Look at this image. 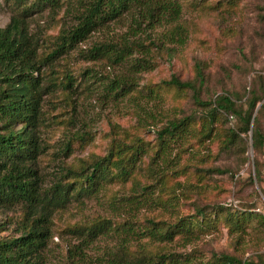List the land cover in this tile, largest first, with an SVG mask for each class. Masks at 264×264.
I'll use <instances>...</instances> for the list:
<instances>
[{"label": "rangeland", "instance_id": "obj_1", "mask_svg": "<svg viewBox=\"0 0 264 264\" xmlns=\"http://www.w3.org/2000/svg\"><path fill=\"white\" fill-rule=\"evenodd\" d=\"M178 1L181 9L178 17L170 22L162 20V24L154 22L150 32L154 43H149V38L144 41L149 46L145 54L150 61L146 66L134 60L143 55L135 47L130 56L117 63L106 56L89 58L87 55L92 43L130 32L132 12L94 30L60 59L52 76L57 86L44 96L40 117L44 149L38 164L43 185L50 186L64 164L76 165L79 159L105 155L110 146L118 144L115 138L131 142L140 137L146 151L130 178L107 182L97 194L71 201L65 209L54 213L52 235L43 250V264H64L67 249L82 240L71 231L75 225H89L107 218L112 229L109 233L120 227L128 217L124 208H118L113 202L114 197L129 192L137 182L148 184L155 180L150 173L149 160L157 148L156 134L152 128L137 125L138 107L151 111L175 109L177 118L193 114L196 122L192 125L200 131L206 111L195 104L192 90L166 81L176 77L198 85L196 74L200 70L204 98L227 93L239 99L238 103L246 99L249 88H258V83L263 82L264 0ZM14 4V0H0V27L8 23ZM66 4L55 16L45 7L32 12L28 18L30 29L40 34V55L50 50V41L62 28L76 24L81 5L77 2L73 12L67 14L64 12ZM174 27L177 28L175 33L185 38L184 43L177 46L170 42L168 46L177 48L166 49L158 44L159 38L155 39L154 35ZM144 33L142 30L141 35ZM67 74L73 77L72 89L63 87ZM114 78L132 81L130 91L123 97H115L108 90V83ZM260 119L264 130V112ZM229 127L224 114L219 113L211 122L212 130L208 135V129L203 134L195 131L181 141V149L180 142L173 143L170 151L173 155L178 149V162L155 186L157 197L165 204L141 208L136 215L137 223L143 226L146 216L155 220H177L198 214V209H205L213 216L215 206L230 203L232 209L220 216L215 229L201 228L198 235L177 234L173 239L175 250L190 254L195 261L205 262L218 253L245 259L264 252V225L257 219L247 222L246 233L241 234L240 239L239 233L228 230L224 220L225 214L234 213V209L248 208L264 214V148L259 152L247 149L239 139L227 146ZM70 133L79 135L80 139H68ZM67 143L69 148H66ZM254 162L261 173L259 183H251L248 178L249 174L255 175ZM21 217L20 205L0 208V236L18 235ZM109 242L106 235L93 244L102 249Z\"/></svg>", "mask_w": 264, "mask_h": 264}, {"label": "trees", "instance_id": "obj_2", "mask_svg": "<svg viewBox=\"0 0 264 264\" xmlns=\"http://www.w3.org/2000/svg\"><path fill=\"white\" fill-rule=\"evenodd\" d=\"M65 2L64 12L67 14L73 12L77 2L80 3L77 22L72 27L62 28L50 41V50L40 55V34L38 30L30 29L28 18L32 12L42 11L45 7H49L51 16H55ZM14 3L8 23L0 27V208L20 205L22 217L18 235L0 236V264H43V250L52 235L54 213L65 209L71 201H81L97 194L107 182L130 178L146 151L140 137L131 142L115 138L118 144L110 146L105 155L79 159L76 165L64 164L50 186L43 185L38 164L44 149L40 117L44 96L57 86L52 76L60 59L94 30L132 12L130 32L92 43L87 55L89 58L106 56L117 63L131 54L135 47L143 55L134 60L146 66L150 61L145 54L149 46L144 41L149 38V43H154L150 35L154 22L174 21L181 9L178 0H14ZM139 30L145 31L144 36ZM176 31L174 27L165 33L155 34L154 38H159L158 44L166 49H175L185 39ZM170 42L177 46H168ZM196 77L198 85L176 77L166 83L192 90L195 104L206 111L200 131L192 125L196 122L193 114L177 118L178 111L175 109L151 111L138 107L137 125L152 128L156 134L157 148L149 160L150 173L155 180L148 184L137 182L129 192L114 197L113 202L118 208H124L128 219L110 233L111 222L107 218L97 219L89 225H75L71 231L79 234L82 240L67 249L64 264H264V252L245 259L218 253L202 262L175 250L172 242L177 234L186 237L200 234L201 228L215 229L220 216L232 209L229 208L230 203L215 206L213 216L205 209H198V214L182 216L177 220H155L146 216L143 226L137 223L139 209L165 204L157 197L155 186L161 176L174 169L178 162V149L172 155L170 147L180 142L181 149V141L195 131L203 134L208 129V135L217 114L223 113L230 124L227 146L239 139L247 149L259 152L264 148V130L260 119L264 112V80L258 83V88H249L246 99L238 103L239 99L227 93L211 99L204 98L200 70H197ZM66 78L63 87L72 89V75L67 74ZM131 85L132 81L126 78H114L108 83V90L115 97H123L130 91ZM69 136L68 139H80L75 133ZM66 148H69L68 143ZM254 168L255 175L249 174L248 178L251 183H259L261 173L257 162H254ZM251 219H257L264 225V214L248 208L234 209V213L224 216L228 230L239 233V239L241 234L246 233L247 222ZM106 235L110 242L102 249L97 248L94 241Z\"/></svg>", "mask_w": 264, "mask_h": 264}]
</instances>
